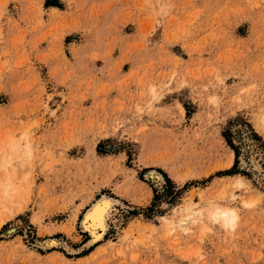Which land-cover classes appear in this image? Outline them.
<instances>
[{
    "label": "rangeland",
    "instance_id": "rangeland-1",
    "mask_svg": "<svg viewBox=\"0 0 264 264\" xmlns=\"http://www.w3.org/2000/svg\"><path fill=\"white\" fill-rule=\"evenodd\" d=\"M261 117L264 0H0V264H264Z\"/></svg>",
    "mask_w": 264,
    "mask_h": 264
},
{
    "label": "bare ground",
    "instance_id": "bare-ground-1",
    "mask_svg": "<svg viewBox=\"0 0 264 264\" xmlns=\"http://www.w3.org/2000/svg\"><path fill=\"white\" fill-rule=\"evenodd\" d=\"M263 122H264V117L261 119L260 125H262ZM253 165L255 169H259V166L256 162H254ZM240 182L241 181H239L238 183ZM4 193L6 194V192ZM117 202L119 201L116 199L105 197L104 195V197L96 200V202L91 204V207H89L87 211H85V214H83L84 216L81 219V227L83 230L90 233L91 238L90 240H88L87 245H91L97 241H100L104 237L109 226L108 219L113 211L112 210L113 205ZM245 203L249 204L250 202H245ZM188 208L189 207H187V210ZM201 213L202 212L200 210H190L188 212L187 218L184 220L180 219L178 223L182 222L181 224L183 226L185 225V222L187 220L188 221L193 220L194 216L200 215ZM209 217L213 222H219L224 227H233V225L237 220V213L230 207H220L213 205L210 207ZM57 241L58 240L51 239L47 244V247H51L54 244H58Z\"/></svg>",
    "mask_w": 264,
    "mask_h": 264
},
{
    "label": "trees",
    "instance_id": "trees-1",
    "mask_svg": "<svg viewBox=\"0 0 264 264\" xmlns=\"http://www.w3.org/2000/svg\"><path fill=\"white\" fill-rule=\"evenodd\" d=\"M227 141H228V143L230 144L229 140H227ZM230 145H232V144H230ZM235 165H236V160H235V163H234L233 169H234ZM228 171H229V170H228ZM228 171H227V172H228ZM167 180H168V178H167ZM168 181H169V180H168ZM90 249H92V247H90V248L87 249L85 252H83V254L88 253Z\"/></svg>",
    "mask_w": 264,
    "mask_h": 264
},
{
    "label": "crops",
    "instance_id": "crops-1",
    "mask_svg": "<svg viewBox=\"0 0 264 264\" xmlns=\"http://www.w3.org/2000/svg\"><path fill=\"white\" fill-rule=\"evenodd\" d=\"M151 195H152V193H151L150 196L148 197L147 201H149V200L151 199ZM213 261H214V258H212V261H211V262H213Z\"/></svg>",
    "mask_w": 264,
    "mask_h": 264
}]
</instances>
